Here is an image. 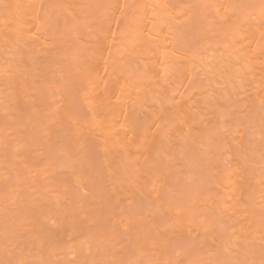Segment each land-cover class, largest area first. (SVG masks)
<instances>
[{
    "label": "bare ground",
    "instance_id": "1",
    "mask_svg": "<svg viewBox=\"0 0 264 264\" xmlns=\"http://www.w3.org/2000/svg\"><path fill=\"white\" fill-rule=\"evenodd\" d=\"M0 264H264V0H0Z\"/></svg>",
    "mask_w": 264,
    "mask_h": 264
}]
</instances>
